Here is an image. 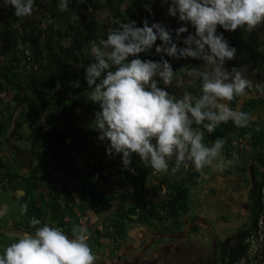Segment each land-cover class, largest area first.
Here are the masks:
<instances>
[{"label": "clouds", "instance_id": "obj_1", "mask_svg": "<svg viewBox=\"0 0 264 264\" xmlns=\"http://www.w3.org/2000/svg\"><path fill=\"white\" fill-rule=\"evenodd\" d=\"M34 2L3 0V6H10L14 16L24 18L32 15ZM151 2L143 6L154 15ZM160 2L181 26L172 29L163 21L149 24L147 18L142 26L135 21L123 22L109 31L106 39L90 42L94 59L84 73L90 89L86 100L98 110L88 127L97 133L96 140L104 145L109 159L120 157L122 170L135 174L133 156L157 172L167 171L168 162L174 158L175 169L191 164L203 175L206 166L223 167V139L208 146L203 142L205 132L213 133L228 121L247 127L251 120L247 112L229 106L228 102L245 96L254 83L241 68L225 67L237 50L217 28L228 32L245 28L250 33L264 25V0ZM69 3L60 0L58 9L68 11ZM72 19H77L76 13ZM189 26L194 31L190 32ZM153 49L159 60L142 58L150 57ZM165 57L202 61L203 67L196 66L190 72L201 80L199 95L184 91L177 96L169 91L174 80L175 87L182 88L183 78L176 75ZM71 86L79 88V80L72 81ZM60 88L57 81L56 89ZM27 210L26 203L21 205L22 215ZM6 212L5 207L0 214ZM28 223L34 231L21 233L7 245L0 254V264H94L96 256L89 246L86 227L73 224L70 237L60 227L48 223L39 226L41 220L36 217Z\"/></svg>", "mask_w": 264, "mask_h": 264}, {"label": "crops", "instance_id": "obj_2", "mask_svg": "<svg viewBox=\"0 0 264 264\" xmlns=\"http://www.w3.org/2000/svg\"><path fill=\"white\" fill-rule=\"evenodd\" d=\"M160 6L164 10L156 13L154 9L155 22L165 18L170 28L175 29L181 26L176 18L167 15V5L161 4ZM217 31L222 32L219 27ZM248 33L245 28L237 35L223 30L224 37L237 50L236 57L227 61L225 67L229 70L233 66L241 68L254 83V87L248 89L245 96L235 97L228 102L231 108L247 112L251 116L247 127H237L232 121L227 122L231 124V128L226 132L234 130L238 135L239 148L236 163L240 162L249 150L264 144V51L259 44L248 46L245 39L242 41L241 38L246 37ZM165 58L169 59L176 75L183 78V87H175L176 81L174 80L173 87L169 88L170 92L180 96L184 91L191 92L193 87L201 85V80L191 76L190 72L196 66L203 67L202 61ZM159 59L160 57L156 55L154 60ZM18 109L19 107L12 113V118L17 115ZM48 118L40 119L42 127H47L48 121H52L58 132L62 131L64 134L62 145L54 142L46 148L32 145L31 139L38 140V136L31 132L29 121L21 124L22 137L20 139L17 136L12 137V143L15 145L9 143L0 145V157H5L6 164L12 170L13 179L7 185L12 198L18 199L21 205L23 204L24 189L27 186L24 176L30 170V163L36 162L34 156L37 151L44 153V164L46 165L43 172L45 176L36 178L39 186L32 191L30 201L42 209L44 223L65 230V225L61 226L56 222L63 220L70 223V220L77 218V224L86 227L88 231L87 225L91 224L96 216L95 211L101 207L102 203L93 201L87 209L84 205H79L77 187L87 180L94 182L102 193L101 200L108 201L110 204L121 199L140 196L137 193L138 187L120 173L94 180L87 176L89 167L99 168L106 162L115 161V158L109 159L105 151L97 147V133L88 127L94 117L81 109H75L72 113L73 124L71 126L65 121L53 117ZM222 125L221 123L217 129ZM193 127L200 126L193 125ZM224 134L219 139H223ZM235 141L234 134L227 135L220 157L223 160L221 169L206 166L201 175L194 165L189 166L188 171L191 174L185 197L186 209L180 214L178 228L169 231L170 225L163 223L165 226H162L157 221L152 223L128 222L117 244L105 233L109 229V225L106 224L108 221H105L101 224L97 236L89 237L94 243L100 244V252L95 253L94 264H114L111 261L114 260L113 258L124 259L122 261L130 264H222L223 260H227L228 251L239 239L244 240L247 231L251 228L246 220V211L239 201L241 199L246 201L247 198H244L246 189L252 199L262 172L257 161L258 156L264 157V149H260L256 152L257 155H249L241 164H234L232 155L235 150ZM64 144L68 145L64 147ZM9 145L12 156L11 151H8ZM206 145L210 146L207 141ZM168 163L175 169L174 158ZM250 164L252 172L249 170ZM183 167L184 164H181L179 169ZM171 172L176 173L177 171ZM154 174L165 182L167 189L174 184L172 180L174 177L157 171H154ZM151 181H146L149 191L146 194L161 192L162 186ZM2 182L0 180V183ZM50 200H55L60 204L58 218L49 217ZM164 205L165 202H162L160 208H165ZM72 225H70L69 232H71ZM10 227H20V221H12ZM65 234L72 235V233ZM17 239H12V242ZM8 242L10 239L0 240V254L3 253Z\"/></svg>", "mask_w": 264, "mask_h": 264}, {"label": "trees", "instance_id": "obj_3", "mask_svg": "<svg viewBox=\"0 0 264 264\" xmlns=\"http://www.w3.org/2000/svg\"><path fill=\"white\" fill-rule=\"evenodd\" d=\"M155 1L151 2L153 13ZM59 2L60 0H35L32 15L18 18L14 16V9L10 6L4 7L3 0H0V95L5 94L6 96L4 99L0 97V145H6V143L15 145L10 141L12 142L15 136L18 139L22 137L20 126L25 121L30 122L31 132L38 136V140L31 139L32 145L44 148L49 147L52 142L62 145L63 132H58L50 120L47 127H42L40 119L53 117L65 121L71 126L73 124L72 113L75 109H81L94 117L98 106L86 100L90 89L84 79L85 68L94 59L90 53V42L98 43L102 38L106 39L108 30L111 31L122 22L135 21L138 26H142L146 18L149 24L155 21V14L150 15L143 6L149 0H70L69 10L66 12H61L58 9ZM73 13L77 15L75 20L72 19ZM50 20L53 23H49ZM160 21L166 23L165 18L158 22ZM220 29L223 32V29ZM242 29L231 33L237 35ZM189 30L191 32L194 29L189 26ZM263 33L264 25H261L241 39L242 41L245 39L248 46L261 45L264 51ZM155 57L154 49L150 57L142 56V58L151 59H155ZM76 80L80 82L79 88L71 86V82ZM57 81L61 84L59 90L56 89ZM17 107H19L18 113L12 118V113ZM222 124L221 128L217 129V127L213 133H208L213 141L219 139L224 132L231 128L230 123ZM203 142L206 144L205 138ZM67 145L64 144V147ZM97 147L101 151H105L102 143L98 142ZM34 159L36 162L30 163V170L24 176L27 186L24 189L23 204L28 205V210L25 214L26 217L20 222V227L31 232L34 230L28 222L32 217L41 220L39 226L44 224L42 209L30 201L32 191L39 186L36 178L45 176V172H43L46 165L44 164V153L37 151ZM117 161L121 162L119 156H116L113 162ZM131 167L135 170V174L122 170L123 166L113 174L120 173L127 177L133 185L138 187L139 195L149 193L146 187V177H148L151 167H146L136 156H133ZM96 169L98 167H89L87 171V176L92 180L101 179V177L93 176V171ZM168 169L177 172L182 170H174L170 166ZM263 173L264 169L261 175ZM190 174L191 172L187 171L182 177L173 178L174 184L168 187L166 195L160 200L129 203L115 208L101 220L94 229L91 238L97 236L101 224L105 221H108L106 224L109 225V229L105 233L112 237L117 244L120 242L128 222L152 223L157 221L162 226L163 223L170 225L169 231L178 228L180 214L186 209L185 197L190 183L188 181ZM12 179V170L8 169L5 160L0 157V180L9 185ZM258 185L259 183L255 186L252 195L250 227H252L256 215ZM77 189L80 206L82 204L87 209L93 201L102 203L94 215L110 204L108 201L101 200L103 195L92 181L82 182ZM162 202H165L163 209L160 208ZM72 203L74 204L73 201ZM48 206L49 217L51 219L58 218L60 204L55 200H50ZM56 223L61 226L65 225L63 231L70 234V225L77 224V218L70 220V223L63 220ZM245 246L243 238L239 239L228 251L227 260H223L222 264H232L244 254Z\"/></svg>", "mask_w": 264, "mask_h": 264}, {"label": "built area", "instance_id": "obj_4", "mask_svg": "<svg viewBox=\"0 0 264 264\" xmlns=\"http://www.w3.org/2000/svg\"><path fill=\"white\" fill-rule=\"evenodd\" d=\"M199 88L200 85H197L191 93L193 95H199ZM121 167L122 163L120 161L103 165L93 171V176L102 178L109 174H113ZM244 242L246 244L244 254L232 264H264V173L259 180L257 209L254 223L247 231Z\"/></svg>", "mask_w": 264, "mask_h": 264}, {"label": "water", "instance_id": "obj_5", "mask_svg": "<svg viewBox=\"0 0 264 264\" xmlns=\"http://www.w3.org/2000/svg\"><path fill=\"white\" fill-rule=\"evenodd\" d=\"M230 133L235 135V150L233 152L232 155V162L236 165L241 164L251 153L258 151L260 149H264V144L263 145H259L255 148H252L251 150H249L242 158V160L238 163H236V156L238 153V148H239V140H238V135L234 130L228 131L224 134L223 136V141L225 144L226 141V137L227 135H229ZM204 138L206 139L207 143L211 146V144L213 143V140L211 139L210 135L205 132ZM223 144V147H224ZM189 169V164H184L183 169L180 172H171L169 170L167 171H161L167 175H170L174 178H179L182 177L183 175H185L187 173ZM154 171L152 168L149 172L148 177H146V181H148L149 179L156 182L157 184H160L162 186V191L158 192L156 194H143L140 196H133L130 198H126V199H121L115 202H112L111 204H109L107 207H105L101 212H99L95 218L92 220L89 228H88V238L93 234L94 229L96 228V226L100 223V221L106 216L108 215L110 212H112L115 208L121 206V205H126L129 203H140V202H147V201H156V200H160L161 198H163L166 195L167 192V185L165 184V182L163 180H161L160 178L156 177L154 174ZM0 232H10V233H23V232H31L28 231L22 227H10V226H5V227H0ZM71 237V235H68Z\"/></svg>", "mask_w": 264, "mask_h": 264}, {"label": "rangeland", "instance_id": "obj_6", "mask_svg": "<svg viewBox=\"0 0 264 264\" xmlns=\"http://www.w3.org/2000/svg\"><path fill=\"white\" fill-rule=\"evenodd\" d=\"M160 5H161L160 1L156 0L154 2L153 6L155 8L156 13H160L162 9L164 10V8H162V6ZM0 97L2 99L6 98L5 94H1ZM10 143L12 142L10 141ZM2 147L4 148V146ZM8 151H11L10 145L8 146ZM11 156H12V151H11ZM1 158L5 160L4 156H2ZM7 185L8 184L5 181L0 183V206L2 207L0 208V213H4L5 207L7 208V212L5 214H0L1 217L0 226H4V227L11 226L12 221L16 222L17 220H19L20 222H22L25 217V214L22 215L20 211L21 203L19 202L18 199L12 198L10 196L11 192L7 189ZM19 235L20 233L0 232V240L7 241V239H10V242H8L9 245L10 243H12V239L19 238ZM88 243L94 254L100 252V244L94 243L91 238L88 239ZM121 261L122 260H118V263H120Z\"/></svg>", "mask_w": 264, "mask_h": 264}, {"label": "flooded vegetation", "instance_id": "obj_7", "mask_svg": "<svg viewBox=\"0 0 264 264\" xmlns=\"http://www.w3.org/2000/svg\"><path fill=\"white\" fill-rule=\"evenodd\" d=\"M256 152H258V151H255V152H253V153H251L250 155H257V153ZM259 158H258V164H260V167H261V169L263 170L264 169V157L262 156V155H260V156H258ZM8 169H10L9 167H8ZM249 170L252 172V165L250 164V166H249ZM247 189H246V191L244 192V193H241V194H244V198L246 199V201H244V199H241V201H239V202H241V206H243L244 208V210L246 211V220H247V223L250 225V221H251V214H252V199H251V194H250V197H249V194L247 193ZM114 260H111L112 261V263H114V264H130L129 262H126V261H121L120 263H118V260H116L115 258H113ZM119 260H124V259H119ZM152 260V259H151Z\"/></svg>", "mask_w": 264, "mask_h": 264}]
</instances>
